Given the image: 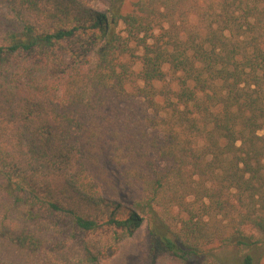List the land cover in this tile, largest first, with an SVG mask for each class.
I'll list each match as a JSON object with an SVG mask.
<instances>
[{
	"label": "trees",
	"instance_id": "obj_1",
	"mask_svg": "<svg viewBox=\"0 0 264 264\" xmlns=\"http://www.w3.org/2000/svg\"><path fill=\"white\" fill-rule=\"evenodd\" d=\"M144 223L149 264H257L264 0H0V264H99Z\"/></svg>",
	"mask_w": 264,
	"mask_h": 264
},
{
	"label": "rangeland",
	"instance_id": "obj_2",
	"mask_svg": "<svg viewBox=\"0 0 264 264\" xmlns=\"http://www.w3.org/2000/svg\"><path fill=\"white\" fill-rule=\"evenodd\" d=\"M90 5L98 11H107L113 6H119L122 14L129 13L133 4L138 0H81ZM122 25H118L117 29H122ZM259 243L249 251V254L255 259L257 264H264V234H258ZM149 239L147 234V226L144 223L135 234L121 242L118 251L109 259L101 261L99 264H149L148 258ZM217 256L225 259L239 258L241 259L242 253L238 252L233 247H226L223 249L215 250ZM159 264H174L170 258H164V261ZM201 259L192 260L190 264H200Z\"/></svg>",
	"mask_w": 264,
	"mask_h": 264
}]
</instances>
